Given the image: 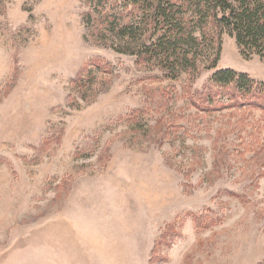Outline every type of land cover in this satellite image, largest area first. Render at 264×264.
<instances>
[{"label": "rangeland", "instance_id": "rangeland-1", "mask_svg": "<svg viewBox=\"0 0 264 264\" xmlns=\"http://www.w3.org/2000/svg\"><path fill=\"white\" fill-rule=\"evenodd\" d=\"M129 2L0 0V264H264V87L211 82L264 60L208 27L216 68L168 73Z\"/></svg>", "mask_w": 264, "mask_h": 264}, {"label": "trees", "instance_id": "trees-1", "mask_svg": "<svg viewBox=\"0 0 264 264\" xmlns=\"http://www.w3.org/2000/svg\"><path fill=\"white\" fill-rule=\"evenodd\" d=\"M129 5L145 16L135 28L122 25L114 29L115 38L123 41L122 52L131 54L133 48H142L137 56L155 61L168 73L194 72L198 63H208L212 56L203 68H216L220 45L213 52V39L205 37L208 27L226 30L243 58L255 55L264 60V0H130ZM148 34L156 37L145 46L143 37ZM132 42L134 47L126 48ZM211 82L232 86L244 96L264 87L231 70L217 71ZM260 100L263 103L256 105L264 111V94Z\"/></svg>", "mask_w": 264, "mask_h": 264}]
</instances>
